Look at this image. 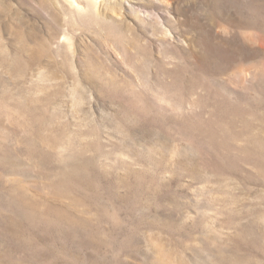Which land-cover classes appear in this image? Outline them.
I'll list each match as a JSON object with an SVG mask.
<instances>
[{
	"label": "rangeland",
	"instance_id": "1",
	"mask_svg": "<svg viewBox=\"0 0 264 264\" xmlns=\"http://www.w3.org/2000/svg\"><path fill=\"white\" fill-rule=\"evenodd\" d=\"M0 264H264V0H0Z\"/></svg>",
	"mask_w": 264,
	"mask_h": 264
},
{
	"label": "bare ground",
	"instance_id": "2",
	"mask_svg": "<svg viewBox=\"0 0 264 264\" xmlns=\"http://www.w3.org/2000/svg\"><path fill=\"white\" fill-rule=\"evenodd\" d=\"M71 6L79 13L87 10L97 11L104 0H68Z\"/></svg>",
	"mask_w": 264,
	"mask_h": 264
}]
</instances>
